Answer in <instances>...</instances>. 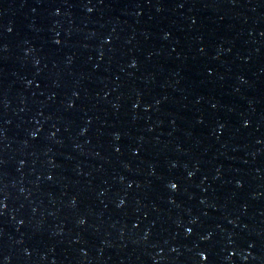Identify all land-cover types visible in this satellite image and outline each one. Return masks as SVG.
<instances>
[{"label":"water","instance_id":"water-1","mask_svg":"<svg viewBox=\"0 0 264 264\" xmlns=\"http://www.w3.org/2000/svg\"><path fill=\"white\" fill-rule=\"evenodd\" d=\"M0 264H264V0H0Z\"/></svg>","mask_w":264,"mask_h":264}]
</instances>
